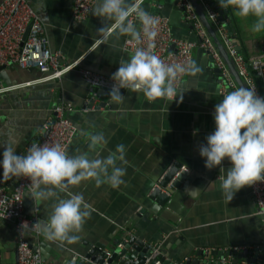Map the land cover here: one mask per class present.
Segmentation results:
<instances>
[{"label": "crops", "instance_id": "1", "mask_svg": "<svg viewBox=\"0 0 264 264\" xmlns=\"http://www.w3.org/2000/svg\"><path fill=\"white\" fill-rule=\"evenodd\" d=\"M27 1L41 17L50 49L62 54L63 63L81 60L82 68L111 76L129 59L131 53L124 48L125 37H113L107 44L97 42L96 29L103 26V21L92 12L81 23L73 20L74 0ZM143 7L152 14L167 17L177 39H195L194 30L175 0H145ZM228 10L241 52L248 59L259 56L264 50V31L252 33V18L241 19ZM193 61L202 71L194 78H183L180 103L149 102L141 93L127 90L119 104L104 96L93 110L87 108L88 88L77 72L61 77L55 84H34L28 73L6 67L11 85L30 83V87L0 93V132L12 128L18 134V154H24L40 141L43 123L54 116L60 103L70 105L67 117L77 128L69 155L88 153L94 157L95 153L88 150L86 134L96 132H101L107 141L100 150L101 158L114 151L117 144L126 149V174L118 189L106 184L96 186L91 181L71 189L81 193L91 209L77 243L61 248L40 234L28 233L31 249L41 254L44 264H66L73 258L79 264V259L98 246L111 250L126 238L127 232L163 250L167 264L175 260L184 262L187 257L195 259L200 250L242 251L262 245L264 232L249 187L242 188L226 204L219 182L210 183L224 172L219 167L206 169L199 156V145L214 130V106L222 95L219 75L206 52L195 49ZM5 138L0 136V141ZM175 163L188 169V184L183 191L171 189L169 202L158 206L150 195ZM222 167L225 170L231 167L227 159ZM17 181L18 177H13L1 186L11 191ZM28 194L24 195L26 215L46 220L54 201L34 202ZM16 246L13 225L0 223V264H15Z\"/></svg>", "mask_w": 264, "mask_h": 264}, {"label": "clouds", "instance_id": "2", "mask_svg": "<svg viewBox=\"0 0 264 264\" xmlns=\"http://www.w3.org/2000/svg\"><path fill=\"white\" fill-rule=\"evenodd\" d=\"M217 2L221 9L233 10L238 18H252V33L264 31V0ZM92 15L103 21V26L96 29L97 42L107 44L113 37H125L132 49L129 59L111 74L113 83L107 92L111 103L123 100L121 90L141 93L149 102H182L181 78H194L202 68L192 60L166 62L156 54L161 21L143 7V0H96ZM213 121L214 130L199 145L198 153L206 169L219 167L224 172L210 183L219 182L222 199L228 204L245 186L264 182V97L256 94L255 87L241 85L222 95L214 106ZM86 135L88 150L95 153L94 157L88 153L69 155L61 143H33L21 155L16 151L18 134L12 128L0 132L6 137L0 141V183L13 177L27 178L28 195L34 202L54 201L46 220L31 225L24 221L20 233L36 232L61 248L73 245L79 241L91 209L83 195L71 189L88 181L112 189L124 183L125 146L117 144L114 151L101 158L105 136L101 132ZM225 159L231 165L227 170L222 167ZM58 193L66 196L62 198ZM66 264H75V258Z\"/></svg>", "mask_w": 264, "mask_h": 264}, {"label": "built area", "instance_id": "3", "mask_svg": "<svg viewBox=\"0 0 264 264\" xmlns=\"http://www.w3.org/2000/svg\"><path fill=\"white\" fill-rule=\"evenodd\" d=\"M175 1L177 6L183 10L184 19L193 26L194 34L199 42L192 43L177 39L174 36L169 19L159 14H153L160 17L161 21L155 41L154 51L156 54L166 62L193 61V51L199 48L206 52L214 68L219 70V93L223 95L238 88L227 64L201 23L190 0ZM197 2L202 7L217 38L233 62L246 88L255 87L256 94L264 97V50L257 57L246 58L228 31L229 19L225 23L222 22L219 11L213 8L210 0H197ZM95 4L96 0H74L73 20L78 23L85 21ZM28 27L27 38L23 40L24 33ZM124 48L131 53L130 45L125 43ZM63 62L62 54L60 52H52L50 49L41 17L35 12L29 2L27 0H3L0 4V68L16 66L21 70L35 69L40 74H49L45 78L32 81L31 83L34 84L45 83L55 79L60 80L63 75L75 71L81 76L88 88L87 108L91 110L97 108L100 99L107 96V92L113 83L110 79L111 76L82 68L81 60L70 64ZM183 78L180 80V85ZM256 80L261 81L263 92H261ZM26 87H30L29 82L0 88V93ZM126 91L121 90L122 94ZM70 110V105L64 103L56 105L54 116L47 119L41 127L40 141L37 144L61 143L68 153L77 134L76 126L67 117V113ZM180 172L188 173V169L181 167L175 178ZM172 183L168 184L169 191L173 189ZM1 185L2 183H0V223L6 222L13 225L17 239L18 264H44L41 254L38 251H33L28 241V233L36 232L25 231L20 233L22 222L27 221L31 225L38 220L36 215L29 217L24 211V195L30 192L28 188L30 180L18 178L17 184L11 191L5 190ZM156 187H158V184ZM248 187L264 232V182H256ZM163 191L168 193L166 190ZM133 237L134 234L132 232H127L126 238L122 239L116 247L122 249L124 244L128 243L129 239ZM149 247L154 253L158 250L157 246L149 244ZM255 250L264 253V242L262 245L256 246ZM106 257H110V254L106 253ZM156 264L161 263L157 262Z\"/></svg>", "mask_w": 264, "mask_h": 264}, {"label": "water", "instance_id": "4", "mask_svg": "<svg viewBox=\"0 0 264 264\" xmlns=\"http://www.w3.org/2000/svg\"><path fill=\"white\" fill-rule=\"evenodd\" d=\"M3 0H0V4ZM176 2V1H175ZM194 10L196 11L201 23L203 24L204 28L207 30L210 38L212 39L213 43L215 44L216 48L220 52L223 60L227 64L232 77L234 78L235 82L237 83L238 87L246 85L243 83L242 79L240 78L233 62L228 57L224 47L221 45V42L216 36L214 29L212 28L210 22L208 21L202 7L198 4L197 0H190ZM211 3L215 5V9L219 11L220 20L225 23L229 17V10L221 9L218 6L217 0H210ZM177 3V2H176ZM182 12L183 10L180 9ZM227 28L231 29V36L235 40L236 44V36L233 35L235 33V29L232 25H227ZM190 29L193 30V26L190 25ZM29 27L27 28L26 32L24 33L23 40L27 38ZM189 42H199L197 37L195 36L194 40H188ZM240 49V47L238 46ZM11 70L20 71L21 69L16 66H12ZM24 73H28L31 80H38L47 77L49 74H40L37 70L28 69V70H21ZM217 75H219V70H215ZM75 71L68 72L67 74L63 75L64 78L69 73H73ZM61 78V79H63ZM29 81V80H28ZM59 79H55L52 81H48L45 83L40 84H55L59 82ZM27 82V81H25ZM25 82H21L23 84ZM1 86L11 87L14 86L13 84L8 82L7 79V70L5 67L0 68V88ZM27 88V87H26ZM181 169L180 165L175 163L162 177V179L158 182V187H156L150 195V199L155 202L158 206H163L164 204L168 203L170 198V191L168 184L172 183L173 189H180L183 191L184 187L188 184V173L187 172H180V174L175 178L176 174ZM187 173V174H186ZM184 184V185H183ZM163 190H166L168 193H165ZM109 250V249H107ZM102 247H97L94 250L90 251L86 255H84L81 259H79V264H156L160 262L161 264H167L165 258L163 257L166 253L163 250L158 249L157 252H153L150 249L149 245L145 242L141 241L140 239L133 237L129 239V242L124 244L122 249H118L114 246L111 250L107 251ZM106 253L110 254V257H106ZM164 253V255H163ZM209 257H215L216 260L212 261L209 260ZM18 264V258L15 262ZM168 264H264V253L256 251L255 249H246L242 251H237L233 249L225 250V251H207L200 250L196 253V258L192 259L187 257L184 262L181 260L171 261Z\"/></svg>", "mask_w": 264, "mask_h": 264}, {"label": "trees", "instance_id": "5", "mask_svg": "<svg viewBox=\"0 0 264 264\" xmlns=\"http://www.w3.org/2000/svg\"><path fill=\"white\" fill-rule=\"evenodd\" d=\"M212 4V6H213V8H215V5L213 4V3H211ZM230 17V16H229ZM230 19H231V22L229 23L230 25H232L233 26V21H232V18L230 17ZM229 19V20H230ZM233 28H234V26H233ZM235 29V28H234ZM228 31H229V33L231 34V29H229L228 28ZM236 34V31H235V33L233 34V35H235ZM236 36V35H235ZM244 55V54H243ZM245 56V55H244ZM256 82H257V84L259 85V88H260V90H261V92H263V88H262V85H261V81L260 80H256Z\"/></svg>", "mask_w": 264, "mask_h": 264}]
</instances>
